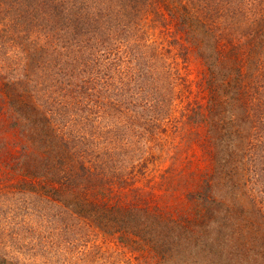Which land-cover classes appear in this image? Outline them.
Instances as JSON below:
<instances>
[{
	"label": "trees",
	"instance_id": "1",
	"mask_svg": "<svg viewBox=\"0 0 264 264\" xmlns=\"http://www.w3.org/2000/svg\"><path fill=\"white\" fill-rule=\"evenodd\" d=\"M169 130L184 211L138 186ZM229 263L264 264V0H0V264Z\"/></svg>",
	"mask_w": 264,
	"mask_h": 264
},
{
	"label": "rangeland",
	"instance_id": "2",
	"mask_svg": "<svg viewBox=\"0 0 264 264\" xmlns=\"http://www.w3.org/2000/svg\"><path fill=\"white\" fill-rule=\"evenodd\" d=\"M180 61H182V59H180ZM179 67L182 68V73H188L189 71L194 70L196 65L194 62H188L187 65L181 62ZM174 115H178V112L174 113ZM167 134L170 135V140L167 142L165 148L162 149V156L149 164V168H151L152 171L150 172L149 177L145 176L139 181L138 186L148 191V196H151L150 204L159 205L160 207L169 210L179 207L184 211L189 202L186 192L184 191V167L196 163L199 166H205V160L201 159V162L199 163L200 157L204 158V155L202 150L196 144L190 146H184L182 143L178 144V142L177 144H172L175 140L178 141V138L170 130ZM160 151L161 150L157 148L153 149V153H159ZM220 178L221 176L218 179L220 180ZM222 182L224 181L216 182L215 196L217 198L222 197L223 199H226L228 205L232 207L233 213L235 214H239L242 209H248L250 203L247 199L243 195L238 196V198H235L232 194L230 195V192L224 189L225 187H223ZM245 213L247 214H245L247 219H254L252 217V212L246 211ZM97 243L102 244L111 250L116 247V240L111 237L108 239L101 237L98 239ZM125 253V256L130 257L133 263L136 262V260L133 259V253ZM255 259L259 260L258 258ZM249 263H251L250 259Z\"/></svg>",
	"mask_w": 264,
	"mask_h": 264
}]
</instances>
